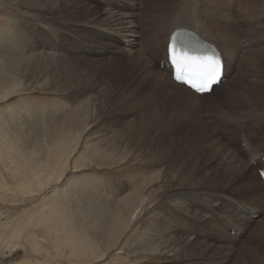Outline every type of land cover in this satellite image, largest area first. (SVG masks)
Segmentation results:
<instances>
[{"label":"rangeland","instance_id":"obj_1","mask_svg":"<svg viewBox=\"0 0 264 264\" xmlns=\"http://www.w3.org/2000/svg\"><path fill=\"white\" fill-rule=\"evenodd\" d=\"M51 1L54 4V0ZM57 1V4L63 5L64 2L77 1L78 6L90 11H116L120 18L127 14L128 22H133L132 28L136 29L135 37L133 35L123 40L121 37L125 38L126 29L118 37L107 35L106 24L73 16L68 10L64 17L49 15L36 23L32 21L34 16L24 9L0 7V37L10 39L19 47L22 42H30L29 48L34 43L40 48L46 45L43 51L32 49L29 53L49 55L48 59L56 67V74L63 75L67 83L64 84L66 88L56 90L52 87L51 76L48 77L49 74L45 72L48 79L39 80L40 84L45 85L28 86L27 82L24 88L9 93L10 96L0 102V110L16 108L18 114L13 112L16 118H19V113L26 115L33 123L30 124L36 126H32L27 135L22 134L26 136L24 140L28 144L37 142V145H48L55 132L51 130L52 125L60 124V118L69 112L73 102L88 103L92 98L89 112L93 110L91 115L95 118L91 117V120L97 119L96 129L105 133L109 144L106 159L109 156L107 160H113L115 165L105 169L81 168L77 172H82L78 174L71 171L70 163L72 160H84L86 156L75 152L69 162L71 172H67L65 181L78 183L77 187L82 186L79 188L81 192L85 187L84 194L91 195L92 191L96 198L87 200L86 197L80 210L89 213L98 226L101 221L96 216L103 218L102 213L106 210L113 213L120 202L136 192L146 179L161 175L145 190L139 209L133 212L131 218L129 216V223L123 229V246L111 250L102 260L88 264H264V238L257 234V229L264 225V208L258 214L254 207H249L253 202L252 197L238 193L237 184L233 186L234 181L221 165L229 160V155L237 158L236 161L245 164L249 171L253 170L250 173L254 180L247 178L252 183L257 180L258 167L261 169L264 166V156L261 157L264 154V0ZM82 1H86V5H82ZM150 16L158 22L154 19L150 25ZM178 16L182 18L181 21L191 20L190 29L197 33L200 31L195 28L196 22L201 24V29L206 27L207 30H204L218 40H212V44L221 43L232 61L225 82L216 87L211 95L197 99L182 94L193 106L186 105V101L182 100L170 108L168 103H162V85L140 88L136 74L144 81L153 77L157 84H162V80L172 84V79L167 77L170 70L161 67L166 54L167 32L163 28L166 26H161L162 31L156 23L166 17L179 19ZM174 21L170 20L171 24ZM153 24L158 28L155 25V29L150 27ZM216 24L222 27L209 28ZM223 33L228 38H224ZM75 87L78 90L73 92ZM83 104L81 106L84 107ZM21 122V128L26 126ZM39 122L47 124L41 127L38 126ZM254 156L257 160L251 165ZM162 169L167 170V179L180 177L189 187L179 188L172 184L174 180L167 183ZM246 173L244 170L245 176ZM203 178H206L208 185L198 187V181ZM263 193L259 196L264 197ZM7 199V202L0 200V249L9 231L6 229H11L23 209L18 198ZM100 207L102 209L98 211ZM235 208L239 214L242 210L243 215L246 212L256 215L249 217L248 225L239 227L229 216V212L233 215ZM146 223L161 232L158 236L163 242V238L168 237L190 240L205 246V249L193 250L192 259L175 261L156 253L131 255L125 252L124 248L134 244ZM4 254L5 259L0 256V264H34L25 249L14 248ZM45 260L50 264L54 261L55 264H69L66 259Z\"/></svg>","mask_w":264,"mask_h":264},{"label":"bare ground","instance_id":"obj_2","mask_svg":"<svg viewBox=\"0 0 264 264\" xmlns=\"http://www.w3.org/2000/svg\"><path fill=\"white\" fill-rule=\"evenodd\" d=\"M57 2H58L57 0H54V4H53L51 0H0V7L3 8L14 7L21 10L24 9L26 12H28L29 15L31 13L34 16L32 21L36 23L39 22L40 20H44V18L49 15L64 17L66 15L65 12L68 10L73 16L91 18L93 21H97V23L106 24L108 26L106 30V32L108 33L107 35H113L114 37H118L121 36V31L123 29H126L128 30V32H126L125 38H123V36L121 37L123 40L124 39L128 40V38L133 35L135 37L134 31H136V29L133 30L132 28L133 22L131 21L128 22L129 16H127V14L126 16L121 15L120 18L119 14H117L116 11H111L108 9H104L102 11L94 9L93 11H90L84 9L83 6L82 7L78 6L77 1L73 3L64 2V5L57 4ZM83 4L86 5V1H82V5ZM152 12H153V8H152ZM174 18L171 19L166 17L163 18L160 23H156L158 27L160 25L159 27L160 30L162 29V31L165 30L164 31L165 33L167 32L166 46L170 34L175 29L183 28L193 31L190 29L191 28L190 26L192 24L191 20L183 19L184 21H181L182 18L179 17V19L175 18L177 20V21L175 20L176 21L175 22ZM154 19L151 17L150 19L151 21L149 22L150 25L153 23V21L156 20ZM170 20L174 22L171 24ZM156 24H153L152 26L148 25V27L150 26L153 28V26L154 25L156 26ZM194 24L192 26H194ZM164 25L166 27H163L164 28L163 30L161 26ZM216 26L219 29L220 27H222L221 25L216 24V25H211V27L209 28H214ZM89 27L91 29V26ZM200 27L201 24L196 22L195 28L199 29L198 31H200L201 33L203 31L204 34L200 35L199 34L200 32L197 33L196 30H194L193 32L197 33L199 37L204 41L214 43L212 42V40L214 41L216 39L213 38V36L211 37V35L206 31L207 30L206 27L204 26L205 28L202 29ZM162 31L161 33L163 34L164 32ZM21 34L23 33L21 32ZM154 34L158 35L155 32ZM221 35L224 38H228V36L226 37L225 33ZM162 36L165 35H161V37ZM152 38H156V37H152ZM159 40L160 38L157 39L156 41L158 42ZM156 41L155 43H157ZM28 43L31 44L30 42ZM28 43L22 42L21 47H19L16 46L10 39L0 37V102L7 99L10 96L9 93L19 91L20 89L24 88L27 82H28L27 84L28 86L40 84L39 80L46 79L47 77V75H45V72H47L46 74H49L48 77L51 76L52 79L51 83L54 84L52 85L54 89L57 90L60 87L66 88L64 84L67 83L63 80L64 76L61 74H56L55 72L57 71L56 67L53 66L52 60L48 59L49 55H45L46 53H34V52H33L34 54H30L31 53L30 51L32 49L33 50L38 49L40 51H43L47 48V46L44 45L43 48H40L37 45V43L36 45L34 43L35 48L33 44L29 48ZM215 44L217 45L215 46L218 48L217 51L219 52V55L223 58V63H224L223 78H225L226 75L229 73V68H230L229 64H231L232 60L230 57H227L226 51L223 49L221 43L218 42ZM231 55L229 54V56ZM155 75H157V73ZM137 76L139 77L138 83L140 88L146 86L151 87L152 84H154L153 87H157V86L160 87V85H162L163 88L160 93L162 96H164L162 103H168L171 106L170 108L175 107L179 101L185 100L184 96L182 97V94H187L189 95V97H193L197 99L205 98L211 95L215 91L216 87L221 85V83H219L218 86H213L209 94L198 96L189 89H187L186 87L176 84L172 80H170L172 79L171 71H170V75H168L167 72V77L170 81H172V84H170L168 81L167 82L165 81L164 83L163 80H162V84H157V80L152 76H151L152 78H150L149 81L142 80V77L136 74V77ZM152 79H154L155 81H153ZM42 85H45V83L40 84V86ZM75 90L77 91L78 88L75 87L73 89V92ZM104 91L106 92V90ZM91 99L88 103L86 101L85 102L83 101L81 104H79V102L78 103L73 102L69 112L66 114L64 113L65 115L62 117V119L60 118L61 121L60 124L52 125L51 130L55 131L53 134L54 136L52 137V139H49L52 141L48 145L45 144L46 146L37 145V142H35L36 144L35 143L28 144L27 140H24V137L26 136L23 135L24 134L27 135L33 126L30 124L32 122H29V118L25 117L26 115L24 116L21 115V113H19V118L18 117L16 118V115H14L16 113L15 112L16 108L14 110L13 109L5 110V111L0 110V200L6 201L8 200L7 198H18V201H20L22 205L21 209L23 208L21 211V215L11 225V229L10 228L6 229L9 231L8 234L6 233V236L3 238L2 248L9 246V248L7 249L8 251L14 248L25 249L28 251L29 255L31 256V259L34 264H50L45 260L48 258L58 259L60 261L66 259L69 264H88L89 262L102 260L106 255H108L111 252V250L114 251L116 249H120L123 246V239H124L123 229L126 227L127 223H129V216L131 218L133 212L139 209L141 202L140 200L143 197L145 190L151 184L157 182L161 176L160 174H157L146 179L140 185V187H138V190L136 192L134 191V193H132L128 198L120 202V206H118L113 211V213L106 210L102 213L103 218H101L100 216H96L95 218L101 221V224L99 226L95 224L96 223L95 220L90 216L89 213H83L80 210L81 203L86 199V197H88L87 200L89 199L94 200L96 197L92 195L93 194L91 193L92 191L90 192L92 196L86 193L85 194L82 193L85 192L84 191L85 187L81 192L79 188L82 186L77 187L78 183L74 181L69 182V180L65 181V179H67L66 175H68V173L71 171H76V173H78L77 171H79L81 168L105 169V168H112L113 165H115L114 162H112L113 160L108 161L109 160L108 158H110L109 156L107 158L108 160L106 159L107 156L106 153L109 150L108 149L109 144L105 138V133L102 130L96 129V126L98 125L97 119L96 121L91 120V117L92 119L94 117L91 115V112L93 110L89 112V106L91 105V101H92ZM82 104L84 105V107L81 106ZM185 104L193 106L192 103L187 101L185 102ZM39 119H45V118L39 117ZM19 122L25 123L26 126H22L21 128V124H19ZM39 123L40 125L38 124V126L43 127L44 126L43 124L46 122L43 123L39 122ZM50 126L47 127L49 128ZM22 129H24V131H22ZM29 137L30 136H28V138ZM37 140L34 139V141ZM32 141L33 140L31 139V142ZM75 152L76 153L79 152L78 154L80 155L84 154L86 157L84 158V160L80 158L81 160L73 161L72 155ZM233 156H235V153ZM262 156H264V154L261 155V157ZM75 158L77 159V157ZM228 159L229 160L227 161L225 160L226 162L221 163V165L224 166L223 168L228 173L227 176H229V178L231 177V179L234 181L233 186L237 184V188L239 192L236 191V193L238 192L239 194H243V195L245 194L247 196H251L253 202L252 204H250L249 207L251 208L254 207V211L256 213L258 214L261 213L262 209L264 208V197H262V195L260 197L259 195L260 193H263L262 191H264V184L260 181L258 176L256 182L255 181L254 183H252V181L250 182L247 178L253 179L252 178L253 176L251 175L252 173H250V171L252 172L253 170L249 171L245 164L236 161L237 158L235 159L234 157H231L229 155ZM255 159L256 156L252 157L251 165H253V161H255ZM70 160H72V162L70 163L72 169L71 171H69ZM221 160L223 161V159ZM241 170L243 171L241 172ZM244 170L247 171L246 173L247 176L244 175ZM161 173L163 174V177L165 178L167 183H170L174 180L172 184L176 185L177 187L179 186V188L181 186H183L184 188L189 187L188 185H186L185 182H183L182 178L180 177L167 179L166 169H162ZM229 178L226 181H228ZM197 184L198 187H203L208 185L206 183V178L200 179V181H198ZM218 185H221V183H219ZM234 190L236 189L234 188ZM257 197L259 200L257 199ZM102 207H100L98 211H101ZM242 207H240V209H242ZM240 211L241 214H239L237 208H235V210H232L233 215L229 212V216L239 227H241L242 225L245 226L247 223L250 222L249 217L252 215L253 216L256 215L254 213H249V212H246L245 215H243L242 210ZM142 227L143 228L141 234L138 235L137 239L134 241V244L130 248H128V246L124 248L125 252L131 255L156 253L158 256L166 257L168 259H172V261H175L177 259H183V258L186 260L192 259L191 253L193 250L201 249V248L205 249V246L190 240L182 241L177 238L168 237V238H163L164 240L163 242L158 236L161 232L156 230L155 227H152L150 226V224L147 223ZM262 227H259L257 229V234L262 236L261 238H264L263 237L264 225ZM115 228L117 230H114ZM99 236L103 238H99ZM2 248L0 249V254H1L0 256L1 258L5 259L6 255L4 253L7 250H3ZM175 251L177 252L175 253ZM180 253H182V255ZM250 253H252L256 257L258 256L255 252L250 251ZM52 264H55V261Z\"/></svg>","mask_w":264,"mask_h":264},{"label":"snow or ice","instance_id":"obj_3","mask_svg":"<svg viewBox=\"0 0 264 264\" xmlns=\"http://www.w3.org/2000/svg\"><path fill=\"white\" fill-rule=\"evenodd\" d=\"M173 63L176 64L178 70L177 78H181L179 73L189 67L188 58L186 56H177L173 52ZM219 71L218 62L214 59L207 58L201 62L197 68L196 75L202 81V87H208L217 78Z\"/></svg>","mask_w":264,"mask_h":264}]
</instances>
